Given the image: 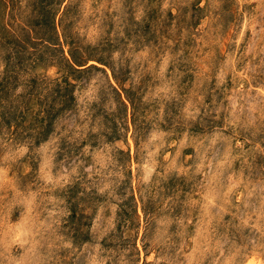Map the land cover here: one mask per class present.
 <instances>
[{"label": "rangeland", "instance_id": "374dc122", "mask_svg": "<svg viewBox=\"0 0 264 264\" xmlns=\"http://www.w3.org/2000/svg\"><path fill=\"white\" fill-rule=\"evenodd\" d=\"M0 264H264V0H0Z\"/></svg>", "mask_w": 264, "mask_h": 264}]
</instances>
